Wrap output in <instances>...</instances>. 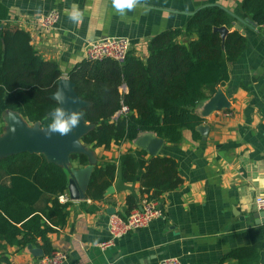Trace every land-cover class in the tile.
I'll list each match as a JSON object with an SVG mask.
<instances>
[{"label": "crops", "instance_id": "obj_1", "mask_svg": "<svg viewBox=\"0 0 264 264\" xmlns=\"http://www.w3.org/2000/svg\"><path fill=\"white\" fill-rule=\"evenodd\" d=\"M148 2V13L137 9L121 19L111 0H0L8 8L4 22L28 31L33 46L44 59L58 63L62 76H69L85 60L88 40L105 36L128 37L132 54L146 60L154 36L184 28L191 16L206 6L225 8L232 16L230 31L241 24L247 38L241 56L229 63L228 80L215 88L208 86L207 97L195 105L203 122L195 131L185 128L180 142L164 139L158 148L156 155L176 160L183 180L177 189L157 199L164 216L116 239L109 247H101L111 238L110 216L129 214V196H134L139 206L152 198L142 193L140 182L124 181L118 169L101 201L88 198L87 192L85 198L73 199L68 186L63 193L69 197L66 224L49 235L53 251L67 254L65 264H158L167 257H177L181 264H236L225 260L226 255L240 246H254L260 250V264H264V224H255L252 216L259 210L256 197L264 195V26L253 27L246 21L252 17L242 11V0ZM74 5L83 14L79 24L67 15ZM54 8L61 18L54 29L43 30L36 18ZM185 37L180 42H185ZM121 89L128 91L126 85ZM219 90L229 107L212 106ZM199 126L204 127L203 132ZM152 137L159 136L145 132L134 141L112 144L108 149L84 143L93 159L82 166L70 162L69 183L70 169L93 170L101 160L118 161L125 152L146 151L143 145ZM45 254L41 238L25 247L0 241L1 264H39Z\"/></svg>", "mask_w": 264, "mask_h": 264}, {"label": "trees", "instance_id": "obj_2", "mask_svg": "<svg viewBox=\"0 0 264 264\" xmlns=\"http://www.w3.org/2000/svg\"><path fill=\"white\" fill-rule=\"evenodd\" d=\"M241 8L264 26V0H242ZM7 16L8 8L0 3V118L15 111L30 124L42 125L58 106L51 95L62 72L57 62L42 57L28 31L4 22ZM224 25L232 29L231 14L221 6H206L184 28L154 36L146 60L131 51L124 64L114 59L83 60L69 75L79 96L89 102L81 109L83 119L92 125L83 142L108 149L154 132L177 143L185 128L195 131L203 122L195 105L207 97L208 86L215 88L228 80L229 63L246 47L247 38L238 29L223 39L216 27ZM182 36H186L185 42H180ZM123 85L127 92L122 91ZM123 106L129 107L128 114H120ZM71 162L86 165L89 156L75 153ZM118 169L124 181L140 182L142 193L155 199L183 181L174 158L150 156L145 150L128 151L118 161L101 160L94 167L87 197L103 200ZM68 186V168L48 161L43 153L0 157V241L25 247L41 238L45 255L51 254L49 235L66 224L69 214V203L59 199ZM127 201L128 213L139 207L134 196ZM226 259L260 264L261 253L254 246H240Z\"/></svg>", "mask_w": 264, "mask_h": 264}, {"label": "water", "instance_id": "obj_3", "mask_svg": "<svg viewBox=\"0 0 264 264\" xmlns=\"http://www.w3.org/2000/svg\"><path fill=\"white\" fill-rule=\"evenodd\" d=\"M246 21L253 27H257L258 23L252 18H246ZM235 29L245 34V30L241 24H235ZM222 38L225 39L230 29L227 26L216 27ZM68 82V87L65 89L68 97L64 104L66 109L81 110L86 107L89 102L79 96L76 91L75 83L70 76H62L57 83V88L64 86V81ZM53 98V94L51 95ZM76 98V103H72V99ZM55 100V99H54ZM56 101V100H55ZM212 106L217 108L229 107L227 97L219 90L212 98ZM51 113V112H50ZM50 115V114H49ZM7 128L5 133L0 136V157L18 154L22 152L43 153L48 161L55 162L69 168L72 154L84 153L93 159V154L89 151L82 140L92 128V125L81 120L80 126L73 130L68 136L53 135L51 139L45 138L43 132L39 131L41 125L39 123L30 124L24 117L15 111L8 112L5 116ZM203 126L198 129L204 131ZM164 139L160 137H152L149 144H144L146 151L156 155L158 148L163 144ZM92 168L70 169L71 180L69 183L70 195L73 199H82L86 197V191L92 175ZM255 224H264V209L257 210L252 213ZM42 254V252H41Z\"/></svg>", "mask_w": 264, "mask_h": 264}, {"label": "built area", "instance_id": "obj_4", "mask_svg": "<svg viewBox=\"0 0 264 264\" xmlns=\"http://www.w3.org/2000/svg\"><path fill=\"white\" fill-rule=\"evenodd\" d=\"M61 18V12L54 8L48 10L36 18V24L43 30L49 31L56 27ZM132 47L131 40L126 36H105L98 39L88 40L85 45V59L89 61H103L114 59L121 64L127 61ZM129 107L123 106L120 114H128ZM61 202H67V194L59 196ZM259 210L264 209V195L255 199ZM164 216V211L159 201L155 198H146L142 204L131 210L126 216L112 214L109 218L108 230L111 238L101 244L102 248L114 244L116 239L127 233L140 228L147 227L154 219ZM67 254L61 250L53 251L51 254L40 257L39 264H65ZM158 264H181L177 257H167L160 260Z\"/></svg>", "mask_w": 264, "mask_h": 264}, {"label": "clouds", "instance_id": "obj_5", "mask_svg": "<svg viewBox=\"0 0 264 264\" xmlns=\"http://www.w3.org/2000/svg\"><path fill=\"white\" fill-rule=\"evenodd\" d=\"M111 5L121 19H127L128 13L137 9H142L145 14L151 11L148 0H111ZM142 5L144 7H141ZM67 15L69 20L75 24L82 22L83 14L75 5L67 12ZM67 87L68 82L65 80L64 86L57 88L53 98L58 106L51 111L50 115L45 117L44 123L39 128V131L43 132L47 139H51L53 135L68 136L80 126V122L85 115L81 110L66 109L64 107L68 100L65 92ZM72 103H76V98L72 99Z\"/></svg>", "mask_w": 264, "mask_h": 264}, {"label": "rangeland", "instance_id": "obj_6", "mask_svg": "<svg viewBox=\"0 0 264 264\" xmlns=\"http://www.w3.org/2000/svg\"><path fill=\"white\" fill-rule=\"evenodd\" d=\"M6 128H7V123H6L5 117H1L0 118V136L3 133H5Z\"/></svg>", "mask_w": 264, "mask_h": 264}]
</instances>
